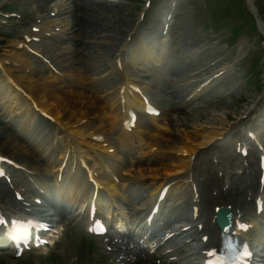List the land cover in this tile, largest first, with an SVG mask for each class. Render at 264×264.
Returning <instances> with one entry per match:
<instances>
[{"label":"rangeland","instance_id":"1","mask_svg":"<svg viewBox=\"0 0 264 264\" xmlns=\"http://www.w3.org/2000/svg\"><path fill=\"white\" fill-rule=\"evenodd\" d=\"M12 1H15L14 5L9 4V9L7 10V8H4L2 12L13 11L15 13L25 14L27 17L31 16L29 22H33L38 12H43V9L47 7L46 2H41L40 4L32 3L31 0H11L9 2ZM139 1L140 0H129V2L114 3L98 0H70V6L65 16V18L70 20L69 25L72 26V29L69 31V40L63 44L55 42H44L41 44V48L44 49L46 53L52 55L67 73L74 72L76 74V77L73 79L77 83V86L73 92L85 93L88 97L87 100H93L94 97H98V100L107 101L108 111L113 105L115 106L112 97L116 95L119 81H116L114 77H112V80L100 79L99 73L102 71V68H105L107 58L111 55H115L116 52L120 50L130 32H132V30L134 31L136 22L139 20V18H137L138 13L143 7L142 3H140L142 7L138 8L137 5H139ZM193 1L194 2L190 5H185L179 13L180 17H177L176 23L173 26L172 33L175 38L174 47L171 49V53L162 59L166 67L160 66L158 68H153L156 63L151 62L149 64L152 66L150 73L153 74V85L148 87L147 92L151 95L154 102L160 106H164L165 113L162 119L160 118V120L154 121L152 119L143 118V134L133 133L132 135L126 136L122 133L123 136H121L119 134L121 132L119 131L118 124H111L114 118L111 116L108 118L104 117L103 113L105 112L101 111H98L99 116L91 114L92 121L95 122V125L101 126L104 130L113 135L115 140H118L115 143L124 155L122 172L126 181L125 188L129 187L128 184L132 180V184L139 180L145 181L144 185L147 186L146 180L148 183L152 184L153 180L156 178H163L166 175L173 174L169 173L168 170H165V172H157L159 174L152 173L151 170H153L156 165L174 160L171 155H163L160 152L148 153V155L144 157L145 150L143 148H146L154 137L165 142L166 139H172L174 136L177 138L182 135L185 136V131H189L190 134L195 135L196 130L200 131L202 127L207 128L209 125L207 121L213 109L219 110V112L225 114V116H223L224 118L236 120L237 117L240 116L241 111L244 110L245 106L249 103L248 101L251 99L250 97L252 94L254 95V97H252L253 99L257 97L253 90L257 86L255 84L258 81V77L261 76L259 72L252 77L255 79V83L250 81L245 84L244 80L239 78L238 91L241 92L240 95L243 97L240 100L234 98L229 100L223 99L217 91L215 100L211 97H206L195 102L185 101L187 93L194 87L190 86L189 76L194 72L196 66L199 68L204 64L199 63V56L190 60V53L195 46L201 45L204 38L208 37L214 29L221 25H226L221 35V41L226 40L227 37L234 38L236 40L235 47L238 48L241 46L244 48L243 51L250 49L248 54H246L248 56L253 50L254 52L257 51V53L260 52V46H252L256 37L250 34L252 32L251 24L249 23V16L244 9L235 8V4L232 0ZM0 2H3V0H0ZM207 3L209 5L205 7ZM198 4L201 6H198ZM158 7L156 9H158ZM262 7L264 8V0H262ZM0 18L6 19L7 21L10 19L4 15H0ZM13 19L15 22L8 23L12 25V28H16L17 30L27 27L29 23L22 25L19 20L16 18ZM153 19L154 17L152 20ZM149 23L151 22L149 21L148 24ZM139 27L141 26L139 25ZM17 30H11L10 27L0 22V58L15 53L13 51L14 45L20 38L19 34H17ZM131 37L132 47L134 46V51L137 53V50H139L138 47L141 45L139 34L136 32ZM69 44L73 45L75 49H72L73 51L71 53H65L67 50L66 46ZM251 56L254 57L253 54H251ZM260 64L261 62L259 66ZM257 65L258 63H256L255 67H257ZM137 66H141V64ZM246 68L247 64L244 63L239 66L238 69L235 67V70H238L240 74L244 75L247 71ZM10 70L16 77L22 76V74H17L19 72L18 69L12 67ZM128 71L130 74L127 76H138L136 71ZM38 74L47 75V73L40 72ZM43 79L47 80V78ZM57 81L59 82L58 79ZM41 85H44V83H41ZM62 88H66V85L63 84ZM67 89L72 90L69 87ZM3 90L1 92H3ZM62 90L65 91L64 89ZM106 92L109 94L107 95ZM240 95L235 97L238 98ZM109 105H111V107H109ZM22 113L23 111L21 112L19 108L12 107L7 99H0V138H4L8 133L14 132L9 128V124L12 123H7L6 120L14 117V115L17 116L16 119H22ZM174 114H176V116H174ZM65 118L68 122L73 120L67 116H65ZM15 121L19 122V120ZM103 122L108 124L104 126ZM109 125L111 130L107 129ZM117 126L118 129H116ZM31 127V131L38 135H32V139L40 137L44 142L49 140V136L53 130L52 127H48L39 119H34ZM74 129L76 130L77 128ZM161 134L165 135V140L159 138ZM17 137L21 146L26 145L23 142L24 137L22 133L21 135H17ZM150 137H152V139ZM122 143H124V146ZM26 146V148H23L27 153L24 152L23 149L17 153V157L22 160L24 158H29L27 155L28 153L31 157H34L32 154L33 152L36 153V155L38 154L37 148L34 149L28 145ZM0 150L3 149L0 148ZM34 163L38 165L37 161ZM252 167H255V169ZM246 169L247 174L251 177L254 173L258 175L257 163L254 162L250 164ZM49 173V170L46 169L43 171L42 176L48 175ZM19 182H21L20 179ZM233 185V189L235 190L236 184L233 183ZM247 191L251 193V191ZM249 203L251 205V202ZM127 206L131 215H133L137 210L138 204L134 202L129 205L127 202ZM63 220L65 222V231H63L64 236L62 238L63 240H61L62 243L60 244V241L56 243L53 248H49L50 251L46 255L47 257H44V261L46 264H84L86 258L85 240L76 231L75 236L72 235L73 229L68 221L65 219ZM50 252L53 253L49 256ZM0 264H2L1 261Z\"/></svg>","mask_w":264,"mask_h":264},{"label":"bare ground","instance_id":"2","mask_svg":"<svg viewBox=\"0 0 264 264\" xmlns=\"http://www.w3.org/2000/svg\"><path fill=\"white\" fill-rule=\"evenodd\" d=\"M154 47H156L155 45H153ZM155 49V48H154ZM24 52L21 54H16L13 53L11 57L7 58V57H3L0 59V69L2 70V72L4 73V78H8V75L10 73V70L8 69L7 66H5L4 61L5 60H9L10 63H15L17 65H19L20 68H22L24 66V61H28L27 58L24 57ZM22 57V59L20 58V60H17V57ZM152 60H157V57L155 56H151ZM2 63V64H1ZM7 68L4 69V66ZM25 71V69H24ZM26 75L24 76H19L18 79L15 78L19 84L13 82H8L5 81V84H11V86H16L15 89L16 91H8L3 93V96L8 97L11 101H12V106L16 107V108H21L24 107L25 105L28 107L29 110L32 109L33 111V116L31 118V116H25L23 117L19 124H20V129L21 130H27L28 129L31 131L32 127H30V124L32 125V122L34 121L35 118V114L38 111L43 112L47 115L52 116L53 118L56 119H60L61 121H63L60 117H70L72 119H74V121H71V123L69 124H74L75 122H81V118L82 117H89L91 114H98V111L101 112H105L103 113V116L108 118V117H113V113H115V106L113 105L111 107V105H109V107H111V109L108 111L107 110V101H101L98 100V97H94L93 100H87V95L83 92H77L74 93L71 90H65L62 91L60 90V88H57L56 85L52 84V81H48L46 83H44V85L46 87H52V91L51 90H47L46 87L41 85V80L42 78L40 77H32L31 73L25 71ZM10 76V75H9ZM9 80V78H8ZM133 87L135 88H139L141 90L140 87H138L137 85V81L136 80H130L129 82ZM41 85V86H40ZM130 86V85H129ZM128 90H130V92L132 93L133 97L131 98V103L134 104L137 108H142V103H143V95L138 94L137 91H134L131 88H128ZM142 91V90H141ZM120 98H123L124 95H120ZM29 103H28V101ZM32 99V100H31ZM35 99V100H34ZM117 101V100H116ZM98 102V104H97ZM33 104V105H32ZM39 105H41L42 107H40ZM31 107V109H30ZM37 107L39 109H37ZM131 107V104L128 103V105L126 106V109L129 110V108ZM126 110V113L128 112ZM61 115V116H60ZM210 118L207 121L208 124L210 123H218L214 126H210L209 128L207 127H202V130H196V134L192 135L190 134L189 131H185V136L182 137L185 138V141H183L182 139H178L177 137H174L172 139H166L164 134L160 135V139H166V141L169 144H173L174 143V148H171L169 145V149H176V150H180V151H189V150H194L195 146H193V143L197 144H203L206 143L208 140H211L214 138V135L218 134L220 127H223V121L217 117L214 114H210ZM174 116H176V114H174ZM115 123H119V116H116L114 120H112L111 124H115ZM221 123V124H220ZM104 126L107 125L108 123L105 124V122H103ZM108 130H111L110 125L107 128ZM96 130L90 131L88 132V135H92L93 133H95ZM81 133L84 134V131H81ZM24 135V133H22V136ZM32 136V135H30ZM38 136V135H36ZM29 137V136H28ZM151 138V137H150ZM168 138V137H167ZM9 141V142H8ZM153 141V140H152ZM151 141V142H152ZM87 144H92L91 141H84ZM6 143V145H5ZM4 143V141L1 139L0 140V144L1 145H5L4 147L9 149L13 147L14 152H18L20 150H22V147L16 145V140L12 139L11 136L9 135L6 138V142ZM153 143V142H152ZM151 144V143H150ZM153 144H151L152 146ZM32 146H35V144H32ZM43 146V145H42ZM40 146V147H42ZM29 156V158L27 159H23V162L26 166L29 167V169L32 172L35 171H40V170H46L49 167V162L52 163L53 165H57V166H62L64 164H62L59 161L54 160L51 156L48 158V161H45L44 163H38V165H36V163H34L35 161H38L39 159L36 157H31L29 155V153L27 154ZM78 154H76L77 156ZM172 157V156H171ZM172 159L175 160L174 157H172ZM21 160V159H20ZM31 160V161H29ZM171 161V162H165L164 164H160V165H156V167L151 170L153 174H159L157 172L162 171L165 172V170H168L169 173H175L176 169L178 168V166H180V161ZM184 162V161H183ZM118 164V162H117ZM61 171V169L58 170V172ZM161 172V173H162ZM31 175V174H30ZM32 176V175H31ZM68 178H66L64 180V182L61 181V186H65V189H67L68 191V195H64L62 197L65 198L66 202H72L70 199H74L75 194L71 192L73 190H70L69 188H74L73 185H71V181H67ZM67 181V182H66ZM111 182L113 184H116L115 182H113L111 180ZM60 186V187H61ZM111 187H114L113 185H111ZM60 189V188H59ZM76 190V189H74ZM113 193L116 192V190H111ZM113 193H111L113 195ZM128 195H133L134 189H130L128 191ZM220 204H223V202ZM249 232H243V235L248 236ZM260 243H264V238L260 241Z\"/></svg>","mask_w":264,"mask_h":264},{"label":"snow or ice","instance_id":"3","mask_svg":"<svg viewBox=\"0 0 264 264\" xmlns=\"http://www.w3.org/2000/svg\"><path fill=\"white\" fill-rule=\"evenodd\" d=\"M0 222H3V221H0Z\"/></svg>","mask_w":264,"mask_h":264}]
</instances>
